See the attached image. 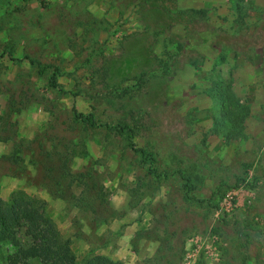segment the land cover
Returning a JSON list of instances; mask_svg holds the SVG:
<instances>
[{
  "label": "rangeland",
  "instance_id": "obj_1",
  "mask_svg": "<svg viewBox=\"0 0 264 264\" xmlns=\"http://www.w3.org/2000/svg\"><path fill=\"white\" fill-rule=\"evenodd\" d=\"M240 5L243 24L230 0H0V155L19 147L25 174L0 169V201L41 200L76 264L94 254L264 264V0ZM24 57L49 67L39 74ZM212 82L230 91L229 110L246 111L235 138L211 131ZM74 111L111 124L135 117V144L154 153L160 176ZM63 157L69 174L56 185L45 175H60ZM179 172L208 202L184 196ZM13 249L0 244V264Z\"/></svg>",
  "mask_w": 264,
  "mask_h": 264
},
{
  "label": "trees",
  "instance_id": "obj_2",
  "mask_svg": "<svg viewBox=\"0 0 264 264\" xmlns=\"http://www.w3.org/2000/svg\"><path fill=\"white\" fill-rule=\"evenodd\" d=\"M233 1L236 10L237 24H243L244 13L241 11L240 3L242 0ZM27 59L30 66L34 67L37 73L42 74L49 65L42 64L35 59L24 57ZM48 84L51 87H57L55 79V69L51 73ZM213 100L215 102L216 114L212 116L213 133H221L225 139L231 137L235 138L242 132L243 120L246 111L239 109L238 112H232L225 104L227 98L230 96V91L220 87L219 83L212 82ZM13 101L8 104V116L10 113L16 111ZM73 119L79 121L86 128H103L106 131H112L119 135L132 152L138 156L140 163L146 165L147 171L154 177H159L157 160L154 153L146 148L136 146L134 137L139 130L136 118L132 117L130 122L102 123L98 121L92 113H81L74 111ZM3 120L0 115V121ZM228 127V131H225ZM41 147L40 144H38ZM19 147H13L12 152L7 155H0V169L3 168L4 174L10 177L23 176L24 168L20 162ZM39 148V155H41L40 163L44 170H49L50 173L54 167L49 161L50 153L41 152ZM35 157V156H34ZM39 161V159H38ZM44 163H43V162ZM62 166L60 175L56 177L52 175H45L49 180H55L58 185L61 178H65L69 174L65 157L62 159ZM35 165L37 160L34 161ZM178 172V171H177ZM87 173V172H86ZM180 173V172H179ZM89 175V173H87ZM79 178L83 177L82 173L76 174ZM72 176V179L76 176ZM163 176H165L163 174ZM180 178L183 180L181 184L184 196L187 199L195 202H205L207 199H198L190 194L191 185L188 177L180 173ZM208 202V201H207ZM230 202H234L230 199ZM211 231L215 233L216 229ZM256 239H260L258 233L246 232ZM9 242L13 247V251L8 252L3 259V264H32L31 260L38 259L43 264H76L75 255L70 248V241L63 238L58 230L55 228L51 219L45 214L44 203L41 200L28 197L23 193L14 192L6 201H0V244ZM81 264H123L119 261L112 260L104 255L94 254L85 257Z\"/></svg>",
  "mask_w": 264,
  "mask_h": 264
}]
</instances>
